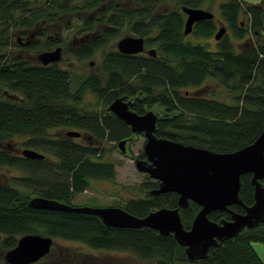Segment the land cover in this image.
Returning a JSON list of instances; mask_svg holds the SVG:
<instances>
[{"label": "trees", "instance_id": "1", "mask_svg": "<svg viewBox=\"0 0 264 264\" xmlns=\"http://www.w3.org/2000/svg\"><path fill=\"white\" fill-rule=\"evenodd\" d=\"M126 1L0 0V142L26 136L25 146L59 159L68 174V180H57L34 191L28 190L30 176L0 181V264H7L4 254L27 233L78 241L97 251L124 252L144 264H264L253 246V242L264 243V223L220 241L210 248L207 258L190 261L172 234L162 236L150 227H107L96 215L29 205L33 196L71 204L74 194L84 191L91 178L116 177L115 164L102 160L103 144L120 142L131 135L129 126L106 113L116 97L131 100V108L139 113L156 105L158 137L216 152L240 149L264 130V5L244 6V0H221L219 9L233 37L243 42L236 48L226 34L213 51L185 40L186 14L182 10L183 6L202 8L210 0H177L175 9L168 12L157 9L164 0ZM90 11L97 12L95 17ZM71 12H76V27L87 33L74 50L77 58H89L111 44L126 26L145 38L146 47L154 46L156 56L123 54L117 49L106 52L102 61L106 79L91 73L73 90L70 71L59 63L42 65L20 55H8V48L15 43L14 29L28 32L41 27L45 35L60 16ZM216 27L215 19L202 20L195 23L193 32L205 38L213 35ZM90 30L98 32L89 36ZM60 42L56 37L45 39L41 46L50 49ZM42 47L29 46L35 53ZM208 78L218 84L210 91L202 86ZM88 91L101 100L96 108L81 106ZM205 91L212 96H206ZM65 128L89 130V146L63 136ZM19 161L34 173L46 158L9 156L0 159V164L23 169ZM251 176L241 175L239 195L244 206L254 203ZM151 179L143 185L145 197L132 198L122 208L143 217L161 207H177V193H150L159 182ZM261 183L264 186V178ZM244 206L233 204L230 208L242 213ZM200 209L192 200L187 208L180 209L185 228H190ZM230 216L219 209L209 214L217 222ZM56 246L54 243L51 252L34 264L51 257ZM74 253L81 257L75 256L66 264L87 261L86 253Z\"/></svg>", "mask_w": 264, "mask_h": 264}, {"label": "water", "instance_id": "2", "mask_svg": "<svg viewBox=\"0 0 264 264\" xmlns=\"http://www.w3.org/2000/svg\"><path fill=\"white\" fill-rule=\"evenodd\" d=\"M187 15L184 23V36L189 35L195 23L214 19V13L188 6L182 7ZM226 34V27H220L215 39L220 40ZM145 38L142 36H124L117 43L120 52L137 54L144 51ZM149 52L156 55L155 48ZM62 59V48L42 51L38 60L48 65ZM131 102L116 98L109 105V110L120 118L133 133H143L145 158H136L138 171L147 173L159 181V187L150 193L174 192L178 194L177 207H161L146 216L139 217L119 206H73L44 196H33L29 205L36 209L66 211L96 215L104 225L113 228L150 227L162 236L172 234L185 248L190 261L208 257L211 247L220 241L234 238L247 228L264 223V130L250 144L231 152H216L208 148L184 144L156 134L159 116L152 110L143 114L131 110ZM69 136H80V132L70 130ZM124 149L125 140L119 142ZM26 158L43 159L45 154L32 148L22 151ZM252 173L254 185V203L244 206L239 192L241 175ZM201 206L189 229L185 228L180 209L188 207L190 201ZM233 204L243 205L245 212L240 213L230 208ZM224 210L231 219L220 222L211 220L213 210ZM54 239L40 233H27L18 238L17 244L4 254L7 264H34L47 256L53 247Z\"/></svg>", "mask_w": 264, "mask_h": 264}, {"label": "rangeland", "instance_id": "3", "mask_svg": "<svg viewBox=\"0 0 264 264\" xmlns=\"http://www.w3.org/2000/svg\"><path fill=\"white\" fill-rule=\"evenodd\" d=\"M120 1V0H113ZM122 4H125L126 0H121ZM244 6L246 4H262L264 5V0H244ZM221 0H210L202 8L206 9L215 15V23L217 25L216 30L213 35L209 37H201L194 34L192 31L189 35L185 36V40L193 44H200L205 46L209 50H217L219 47V40L215 39V34L220 27H226V34L229 35L231 41L234 42V46L239 48L243 41L237 40L233 37L232 30L226 23L224 17L222 16L219 5ZM177 0H164L157 5V9L160 11H171L175 9ZM139 5V4H137ZM92 11L89 12V14ZM185 15V19H186ZM78 25V20L76 19V12H71L69 14L62 15V19L57 23L55 29L52 32L54 34H60L61 38L66 41L63 46V58L60 62L61 66L71 73L72 88L76 90L80 84L85 80V78L91 73H97L102 76L103 80L106 79L107 73L103 70L102 61L106 52L117 49L118 40L124 36H138L135 32H132L129 26H126L121 31L120 36L114 40L111 44L105 45L103 48L99 49L91 57L85 59H79L74 53V50L80 45V37L84 36V33H78L75 28ZM225 34V35H226ZM223 35V36H225ZM251 37L253 42L256 41L255 37ZM14 38V37H13ZM223 38V37H222ZM221 38V39H222ZM264 39V38H263ZM14 41V39H13ZM42 45V43H41ZM9 54L11 51L18 53L19 47L10 45ZM151 46L146 47V49ZM154 47V46H153ZM41 50V49H40ZM39 50V51H40ZM54 50V49H53ZM21 52V50H19ZM8 53V50H7ZM37 54V53H35ZM32 55V53H31ZM31 59H35L32 57ZM37 60V58H36ZM217 81L214 78H208L203 87L207 89H212L217 86ZM222 90V88H220ZM206 96H212L211 92L205 91ZM98 99L92 92H87L81 103L86 109L96 108V104L100 103ZM149 108L156 112V108ZM73 129V128H71ZM77 130V129H74ZM53 133H56L54 131ZM27 140L26 136L18 135L11 139L10 142L24 146V148H32L25 146ZM77 142H80L79 139H75ZM133 142V143H131ZM145 139L142 135L133 136L132 140L127 143L129 149L128 154L122 153L119 149L117 142L105 141L103 147L105 149L102 160L110 161L115 164L116 177L114 179H100V178H91L89 180V188L83 192L76 193L72 197L71 204L73 206H119L124 207L126 203L132 198H143L146 195L144 184L153 181L151 178H147V175L143 172L138 171L136 168L134 159L138 157L144 151ZM49 158L46 159V162H43L38 166V169L34 173H30L27 168L22 166V162L19 161L18 165L23 169L16 166H0V181L2 182H13V178L16 177H25L30 176L31 180L28 182V190H40L43 187H46L57 180L65 181L68 180L67 174L64 172V176L60 175L58 161L51 154L47 153L44 150L35 149ZM20 155V154H19ZM22 156V155H20ZM19 157V156H16ZM97 159L96 157H93ZM26 169V170H25ZM55 245H57L53 251V255L49 258H46L40 264H66L68 261H71L75 256L74 252L79 251L86 253L88 256L85 259H82L78 264H144V262L138 261L133 256L128 255L124 252L118 251H97L89 248L85 244L78 241H70L65 239H54ZM253 246L256 252L260 255L264 261V243L263 242H253ZM81 257V256H78ZM74 260V259H73Z\"/></svg>", "mask_w": 264, "mask_h": 264}, {"label": "flooded vegetation", "instance_id": "4", "mask_svg": "<svg viewBox=\"0 0 264 264\" xmlns=\"http://www.w3.org/2000/svg\"><path fill=\"white\" fill-rule=\"evenodd\" d=\"M97 14V12H95V11H92L91 13H90V15L92 16V17H95V15ZM187 17V16H186ZM62 19V16H60L59 17V19H58V21L57 22H55L54 23V26L52 27V29H50V31L49 32H46L45 33V35L43 34L44 33V31H43V29L41 28V27H38L36 30H33V31H28V32H25L24 30H20V29H14L13 30V35H12V38L14 39V41L13 42H15V43H13L12 44V46H15V47H19V49H18V53H16L15 54V52H13V51H11V55L10 56H15V55H20L21 57H23L24 59H26L27 61L29 60V61H32V62H39L40 64H42L39 60H38V55H39V53L40 52H42V51H48V50H53V49H55L56 47H61L62 48V58H63V50H64V46H63V44L66 42V41H64V39H62L61 38V35L60 34H56V32L54 33V34H52V32L51 31H53L54 29H55V27H56V25H57V23L60 21ZM214 19H215V17H214ZM75 30L78 32V33H84V35H86L87 33H85V31H83V32H81L79 29H78V27H76L75 28ZM96 32H98L97 30H95V31H93V30H90L88 33H89V36H91V35H94ZM226 32H227V29H226ZM59 38V39H61V42L60 43H58V44H55L53 47H51L50 49H45L44 47H42L41 46V43H42V45H43V42H44V40L45 39H53V38ZM119 41V40H118ZM81 42H83V37H80V43ZM32 44H40V47H42V48H40L41 50L37 53V54H35V52L36 51H32V50H30V48H29V46L30 45H32ZM11 48V47H10ZM10 48H8V54H9V49ZM144 51L143 52H140V53H137V54H151L150 52H149V50L151 49V48H154V47H150V48H148V49H146V44L144 45ZM19 50H21V52H19ZM117 50L120 52V50L118 49V47H117ZM31 53H32V55H31ZM121 53H123V52H121ZM123 54H125V53H123ZM151 55H153V54H151ZM153 56H156V55H153ZM32 57H35V59H31ZM36 58H37V60H36ZM62 60V59H61ZM60 62L61 61H59V62H53V63H59L60 64ZM50 64H52V63H50ZM42 65H44V64H42ZM49 65V64H48ZM60 66H61V64H60ZM62 67V66H61ZM204 88H207V87H204ZM188 93V92H187ZM116 98H122L123 100H125V101H130L131 102V106H132V101L131 100H129V99H124L123 97H116ZM115 98V99H116ZM114 99V100H115ZM113 100V101H114ZM110 105V104H109ZM131 106H130V108H131ZM109 107V106H108ZM131 110H133L132 108H131ZM147 110H151V109H145V111H143V112H141V113H139V112H137L138 114H143L144 112H146ZM133 111H135V110H133ZM153 111V110H152ZM136 112V111H135ZM106 113L107 114H113V115H115L114 113H112L110 110H109V108H107V110H106ZM155 113H157V112H155ZM158 114V113H157ZM116 116V115H115ZM158 116H159V114H158ZM117 117V116H116ZM118 118V117H117ZM118 119H120V118H118ZM121 120V119H120ZM122 121V120H121ZM126 125V124H125ZM129 128H130V126H129ZM74 129H77V128H73V129H71V128H65V129H62V131H61V133H62V135L63 136H68V137H70V138H72V139H79L80 140V142H77L76 140V143H79V144H82V145H87V146H89V130H86V129H84V128H80V129H77L76 131H79L81 134H80V136H77V137H72V136H69L68 134H67V132L68 131H70V130H74ZM130 131H131V128H130ZM136 135H142L143 137H144V139H145V141H146V138H145V135L143 134V133H133L132 131H131V135H129V136H127V137H125V138H123V139H121V140H125V145H124V149L126 150L125 152H122V153H124V154H128L130 151H129V149H128V147H127V143H129L131 140H132V138H133V136H136ZM11 141V140H10ZM10 141H3V142H0V159H4V158H6V157H9V156H14V157H16V156H19V157H22V156H24L23 155V153H22V151H23V147L22 146H19V145H16V144H14V143H12V142H10ZM131 143H133V142H131ZM145 144V143H144ZM117 145H118V147H119V149H120V145H119V142H117ZM25 149V148H24ZM121 150V149H120ZM22 155V156H20V155ZM142 155V156H141ZM25 157V156H24ZM146 156H145V153H144V151L138 156V157H136V158H145ZM45 158L47 159V158H49L48 156H46L45 155ZM135 158V159H136ZM44 159V158H43ZM135 159H134V162H135ZM56 161H58V166H59V171H60V175L61 176H64L65 174H64V172L67 174V171H65L64 169H63V167H62V164L60 163V160L59 159H57L56 158ZM136 165V164H135ZM0 166L2 167V166H4V165H2V164H0ZM147 176H149L147 173H145ZM252 174V173H251ZM68 175V174H67ZM150 177V176H149ZM252 177V176H251ZM157 180V179H156ZM158 181V180H157ZM158 187H159V182H158ZM157 187V188H158ZM89 188V186L85 189V190H87ZM84 190V191H85ZM83 192V191H82ZM158 195V194H157ZM71 201H72V199H71ZM69 204V203H68ZM72 205V204H71ZM239 205V204H238ZM111 206V205H110ZM243 206V205H242ZM244 212H245V208H244ZM244 212H242V213H244ZM230 219H231V216H230Z\"/></svg>", "mask_w": 264, "mask_h": 264}]
</instances>
